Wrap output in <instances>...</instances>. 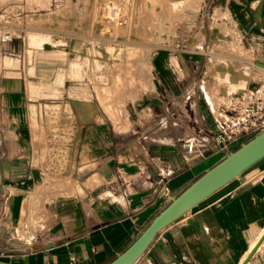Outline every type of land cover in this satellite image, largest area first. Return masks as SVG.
Wrapping results in <instances>:
<instances>
[{"label": "crops", "instance_id": "obj_1", "mask_svg": "<svg viewBox=\"0 0 264 264\" xmlns=\"http://www.w3.org/2000/svg\"><path fill=\"white\" fill-rule=\"evenodd\" d=\"M6 5L9 0L1 7ZM228 7L238 37L244 33L256 40L259 57L253 62L264 70V0H233ZM19 29L16 34L6 31L11 38L0 41V264H106L173 197L226 154L200 155L202 148L188 151L192 126L188 135L175 139L160 140L165 137L160 130L154 133L156 139L140 137L121 144L114 125L116 133L74 110L72 101H90L91 83L68 77L70 69L54 57L65 47L59 40L68 39L66 56L78 53L82 61L86 52L74 46L78 42L81 48L83 38L25 25ZM50 38L60 45H52ZM250 48L252 55L253 46L246 49ZM201 60V53L164 48L151 52L145 71L167 99H178L181 110L187 111L186 96H192V117L198 121L200 114L203 120L193 122V128L215 131L216 117L233 97L218 92L224 99L218 103L204 82V69L195 99L191 74L197 73ZM66 105L73 111L69 116L60 111L61 127L55 131L47 124L53 112L46 107ZM170 110H162L164 119L172 118ZM186 127L185 123L182 130ZM209 146L214 147L212 142ZM59 150L68 159L61 179L56 172L60 165L53 159ZM35 213L44 217L33 223L29 216ZM44 218L49 223L41 227ZM132 264H264V157L160 229Z\"/></svg>", "mask_w": 264, "mask_h": 264}, {"label": "rangeland", "instance_id": "obj_2", "mask_svg": "<svg viewBox=\"0 0 264 264\" xmlns=\"http://www.w3.org/2000/svg\"><path fill=\"white\" fill-rule=\"evenodd\" d=\"M6 1L8 0H0V15H6V20L0 18V35L6 31L16 34L19 28L25 25L39 31L83 38L81 48L78 42H76L78 46H74L77 52H86L83 62L76 55L78 53L71 57L66 56L69 52L66 51L68 39L59 40L65 47H60L61 55L54 57L64 62L65 69H70L68 77L91 83L89 99L95 105L93 118L103 122L114 133L115 129L120 131L115 137L121 144H132L140 137L156 139L154 133L160 130H163L165 136L160 140L175 139L182 134L188 135L189 127L203 121L200 114L196 116L198 121L192 117L193 103H190L193 100L192 96L186 94L190 98L186 96L185 112L181 110L177 98L167 99L162 91L154 86V77L145 71L149 69L147 63L150 62L152 51L168 48L201 53V66L195 75L191 74L193 87L190 88L195 99L199 93V78L208 66L209 73L204 76V82L210 84L218 103L224 101L218 92L235 97L232 93L234 90L240 93L255 84L264 85V70L253 62L255 57H259L256 56L258 48L256 40L249 39L244 33L239 34L243 46L246 48L253 46V54L250 55L245 47H240L237 34L229 30L231 20L233 21L232 12L230 11L229 17L223 16L233 0H51V7H48L49 0H20L19 4L9 0V7L8 5L1 7ZM24 2L26 7L22 6ZM4 25L9 26L6 28ZM234 27L236 28L235 23ZM200 28L205 31L204 40L200 35ZM193 35L201 41L196 46L202 44L196 49L187 46V44L191 46L189 39ZM49 41L58 47L59 41L53 39L51 41V38ZM232 57L237 59L234 60ZM76 63L80 64L79 77L73 75L72 68ZM232 65L241 67L237 70ZM184 70L186 74L190 71L186 68ZM238 71L243 73L242 76ZM63 76L64 71L57 74L60 83ZM227 76H230V80ZM246 80L249 83H246ZM186 84H181L182 92L185 91ZM221 86H226V89L222 90ZM72 106L78 112L74 101ZM168 107H171L172 118L164 119L162 110L165 111ZM46 109L54 113L53 120H47V124L53 126L55 131L61 127L58 119L60 111H65L68 116L73 111L70 105L63 109L60 106H47ZM183 123L188 124L186 130H182ZM124 124H130L131 127L126 129ZM66 138L70 139L69 134ZM63 153L64 151L59 150L53 157L60 165L56 171L58 179H61L63 172L66 171L68 159L65 156L66 152L64 156ZM35 214L38 218L41 217L40 221L44 217L43 213ZM44 220L46 218L41 222V227L49 223Z\"/></svg>", "mask_w": 264, "mask_h": 264}, {"label": "water", "instance_id": "obj_3", "mask_svg": "<svg viewBox=\"0 0 264 264\" xmlns=\"http://www.w3.org/2000/svg\"><path fill=\"white\" fill-rule=\"evenodd\" d=\"M263 157L264 129L240 143L189 183L159 211L124 251L106 264H132L160 229Z\"/></svg>", "mask_w": 264, "mask_h": 264}, {"label": "built area", "instance_id": "obj_4", "mask_svg": "<svg viewBox=\"0 0 264 264\" xmlns=\"http://www.w3.org/2000/svg\"><path fill=\"white\" fill-rule=\"evenodd\" d=\"M10 38L8 32L0 35V41H8ZM226 104V109L216 117L217 130H197L191 127L193 136L186 140L188 151L202 148L200 155L203 151L228 154L240 143L264 129V85L255 84L235 95ZM209 142L214 147H210ZM236 143L238 145L234 146ZM70 262L73 263L72 258Z\"/></svg>", "mask_w": 264, "mask_h": 264}, {"label": "bare ground", "instance_id": "obj_5", "mask_svg": "<svg viewBox=\"0 0 264 264\" xmlns=\"http://www.w3.org/2000/svg\"><path fill=\"white\" fill-rule=\"evenodd\" d=\"M225 9V8H224ZM16 11V10H15ZM18 12H19V9H18ZM16 13V12H15ZM224 15L223 16H226V17H229V13H228V10L226 9L225 10V12L223 13ZM5 17H6V15H4V14H2V15H0V18H2V19H5ZM8 17V16H7ZM6 20V19H5ZM10 21V20H9ZM16 21V20H15ZM12 22V21H11ZM231 23H232V20H231ZM10 25V24H9ZM8 25V26H9ZM93 25V24H92ZM91 25V26H92ZM5 26V25H4ZM7 26V27H8ZM213 26V25H212ZM6 27V26H5ZM6 27V28H7ZM10 28V27H9ZM8 28V29H9ZM3 29V28H2ZM11 29H13V28H11ZM95 29V28H94ZM4 30V29H3ZM229 30L231 31V33H233V34H236V32L237 31H235V29L233 28V23H232V25H230V27H229ZM91 31V30H90ZM200 35H201V37L203 38V36H204V33H205V31H204V29L203 28H200ZM3 33V32H2ZM233 37H234V35H232ZM238 36V35H237ZM231 37V36H230ZM202 38H201V40H202ZM39 39V38H38ZM39 40H41L42 41V39H39ZM237 40H238V42H239V45H240V47L242 48V47H244L243 46V44H242V42H241V40H240V38L238 37L237 38ZM51 41H52V39H51ZM189 41H190V43H191V46H196V45H199V43L201 42L200 40H197L195 37H192V38H190L189 39ZM188 41V42H189ZM136 44V43H135ZM230 44V43H229ZM76 46H78V45H76ZM241 48H239V49H241ZM251 49V48H250ZM250 49H246V52L247 53H250V51H252V49L250 50ZM244 51V50H243ZM232 59H234V58H232ZM98 60V59H97ZM129 60V59H128ZM240 60V59H239ZM136 61V60H135ZM228 61V60H227ZM129 63H131V61H128ZM128 62H126V63H128ZM174 62V61H173ZM224 62V61H223ZM222 62V63H223ZM128 63V64H129ZM228 63L230 64V62L228 61ZM240 63V62H239ZM242 63H243V61H242ZM176 64V63H175ZM245 64V63H244ZM126 65V64H125ZM239 66V65H238ZM209 67V66H208ZM208 67H205V76L209 73V71H208ZM232 67H233V65H232ZM241 67V66H240ZM79 68H80V65L79 64H74L73 65V75H75V76H77V77H79V75H80V72H79ZM118 69H119V67H117ZM239 68V67H238ZM117 69V70H118ZM121 69V68H120ZM179 69V68H178ZM222 69V68H221ZM227 69V68H226ZM237 69V68H236ZM180 70V69H179ZM223 70V69H222ZM238 70V69H237ZM246 70V69H245ZM221 71V70H220ZM234 72H235V70H234ZM239 72V71H238ZM237 72V73H238ZM219 73H221V72H219ZM223 73V72H222ZM239 73H241V72H239ZM238 73V74H239ZM230 74V73H229ZM242 74L243 73H241V76H242ZM246 74H248V73H246ZM70 75V74H69ZM234 75V74H233ZM60 76V75H59ZM235 76V75H234ZM238 76V75H237ZM236 76V77H237ZM246 76H248V75H246ZM228 77V76H227ZM230 77V76H229ZM229 77H228V79H229ZM238 79V78H237ZM245 79V78H244ZM250 79V78H249ZM230 80V79H229ZM234 80V79H233ZM242 80V79H241ZM248 80V79H247ZM247 80H246V83H249V82H247ZM255 80V79H254ZM244 81V80H243ZM245 82V81H244ZM252 82V81H251ZM245 83V84H246ZM244 84V83H243ZM206 89V88H205ZM208 89V88H207ZM206 91V90H205ZM206 95H207V93H206ZM212 95V94H211ZM87 97V96H86ZM212 98H213V96H211ZM211 97L209 96V93H208V99L210 100V101H212L211 100ZM79 99V98H78ZM74 103L76 104V106H77V109H78V113L79 114H81V116L83 117V118H91V117H93V109H94V106L95 105H93V103H91L89 100H80V102H75L74 101ZM183 106V105H182ZM181 106V107H182ZM183 108V107H182ZM181 108V109H182ZM85 119V120H86ZM89 123V122H88ZM70 191V190H69ZM71 193V192H70ZM86 204V203H85ZM83 207V206H82ZM89 212V211H88ZM88 212H86L87 213V215H88ZM30 217V220L33 222V223H36V221L37 220H40L41 219V217H39L38 218V216H36V214H32L31 216H29ZM28 219V218H27ZM29 220V221H30ZM33 223H32V225H33ZM37 225V224H36ZM34 227V226H33ZM36 227V226H35ZM32 229V228H31ZM34 233V232H33ZM25 235H28V234H25Z\"/></svg>", "mask_w": 264, "mask_h": 264}]
</instances>
